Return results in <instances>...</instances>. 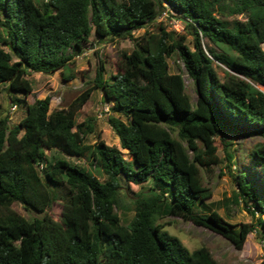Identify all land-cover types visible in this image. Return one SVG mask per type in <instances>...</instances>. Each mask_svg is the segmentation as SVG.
Here are the masks:
<instances>
[{
	"label": "trees",
	"instance_id": "obj_1",
	"mask_svg": "<svg viewBox=\"0 0 264 264\" xmlns=\"http://www.w3.org/2000/svg\"><path fill=\"white\" fill-rule=\"evenodd\" d=\"M164 3L186 34L161 21L157 31L135 36ZM238 14L247 18H228ZM93 34L136 46L120 51L108 77L101 58L93 84L67 107L50 111L51 95L29 102L30 74L60 70L74 79L68 65ZM263 44L264 0H0V86L7 84L12 102L14 93L24 94L27 108L16 124L0 117V264H220L207 246L190 250L165 230L160 220L170 216L209 228L239 250L254 230L264 238V143L248 152L258 182L241 166L234 176V200L251 203L257 222L236 228L217 209L195 212L198 205L207 211L213 196L202 174L222 160L217 139L234 163L228 135L264 136ZM175 53L196 99L183 73L171 72ZM216 63L226 66L223 78ZM98 89L112 102L108 119L131 159L104 140L87 142L94 122L77 121ZM53 150L63 155H49ZM70 158H85L89 167ZM123 179L143 185L128 224L118 212ZM15 202L36 215L20 214Z\"/></svg>",
	"mask_w": 264,
	"mask_h": 264
},
{
	"label": "rangeland",
	"instance_id": "obj_2",
	"mask_svg": "<svg viewBox=\"0 0 264 264\" xmlns=\"http://www.w3.org/2000/svg\"><path fill=\"white\" fill-rule=\"evenodd\" d=\"M228 18L231 21L236 19L245 20L247 16L246 14H238L231 15ZM161 21L167 25L168 30H175L179 34H186L187 32L184 22L177 16H173L164 19L158 18L154 22L149 23L146 27L135 30V36H142L146 30L157 31L158 24ZM186 36L187 43L193 47V36L191 34H187ZM91 41L92 44L86 46L83 52L74 58L73 63L68 65L69 69L76 75L74 79L66 81L60 70L51 74L32 72L30 78L34 82L35 93L29 96V102H33L36 98H44L47 95H51L50 111L52 109L67 107L88 85L93 84L92 82L96 77L101 58L105 61L107 70L105 76L108 77L111 71L115 72L118 68L120 51L126 50L131 52L136 46L135 41L129 38L100 41L95 34L91 37ZM204 42L206 45H212L219 49L206 38H204ZM169 63L171 72L183 73L188 92L193 99H196L197 95L193 80L188 73L184 71L183 63L179 55L176 53L173 54L169 58ZM216 64V69L223 78L226 66L218 65V63ZM180 67L182 70H180ZM12 98H14V102H12L9 97L7 84H2L0 86V117L9 115L11 125L18 123L25 116L27 109L24 101V94L14 93ZM14 103L18 105L15 110L12 109ZM111 106L112 102L106 101L102 91L98 89L78 112L77 121L82 122L91 119L94 122L95 130L87 136V142L94 144L98 140H104L108 145L121 149L124 155L128 159H131L132 156L128 153V150L121 147L119 136L109 122V115L113 113L111 111ZM220 140V138L217 139V144L219 146L218 153L222 159L221 162L213 165L210 170L204 169L202 174L204 184L211 188L213 196L204 202L207 211L203 210V208L198 205L195 212L206 213L210 210L217 209L230 223L235 224L236 228H238L241 223H256L258 214L254 215L250 211L249 205L251 203L246 204L243 200L236 203L234 200V194L237 190L234 176L241 166L249 171L250 180H253L255 183L258 182L257 171L254 169L251 170V160L248 157V152L257 144L264 143V136L246 137L243 135H228L226 140L233 143L232 149H234L235 152L234 163H230L227 160L224 145ZM49 152V155H63L58 150ZM70 159L89 167V162L85 158ZM90 169L98 174L93 167ZM100 177L102 180L105 179L104 175ZM122 184V207L118 208V212L122 217L123 223L128 224L135 214L133 199L142 189L143 185L128 182L124 179ZM149 185L150 183L144 184V186ZM259 188L262 193H264V188L261 185ZM13 208L27 218H33L36 215L26 210L24 205L20 202H15ZM53 211L55 214H59L60 207L56 205ZM160 221L168 223L165 230L178 236L190 250H195L201 246H207L220 264H264V238L260 231L256 232V230H254L251 232L245 241L243 249L239 250L231 241L221 234L209 228L196 225L192 221H186L181 217L175 216L166 217Z\"/></svg>",
	"mask_w": 264,
	"mask_h": 264
},
{
	"label": "built area",
	"instance_id": "obj_3",
	"mask_svg": "<svg viewBox=\"0 0 264 264\" xmlns=\"http://www.w3.org/2000/svg\"><path fill=\"white\" fill-rule=\"evenodd\" d=\"M164 5L166 6V9H164L162 11V13L160 14V16L158 18L160 19H164L166 17H173V16H177L175 10H173L169 4L164 3ZM18 107V105L16 103L13 104L12 109L15 110Z\"/></svg>",
	"mask_w": 264,
	"mask_h": 264
}]
</instances>
